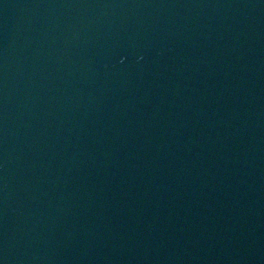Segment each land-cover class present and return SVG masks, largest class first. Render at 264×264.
Listing matches in <instances>:
<instances>
[{"label": "water", "instance_id": "1", "mask_svg": "<svg viewBox=\"0 0 264 264\" xmlns=\"http://www.w3.org/2000/svg\"><path fill=\"white\" fill-rule=\"evenodd\" d=\"M0 264H264V0H0Z\"/></svg>", "mask_w": 264, "mask_h": 264}]
</instances>
